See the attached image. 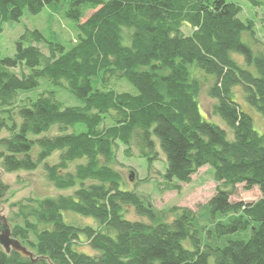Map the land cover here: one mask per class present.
Wrapping results in <instances>:
<instances>
[{
    "label": "trees",
    "instance_id": "trees-1",
    "mask_svg": "<svg viewBox=\"0 0 264 264\" xmlns=\"http://www.w3.org/2000/svg\"><path fill=\"white\" fill-rule=\"evenodd\" d=\"M53 1L0 0V33L5 22ZM66 1L65 14L78 27L71 47L25 29L13 56L0 58V167L32 171L56 153V163L44 164L47 178L71 193L12 203L16 209L4 219L35 259L0 246V264H264V131L254 129L233 98L242 85L246 101L264 115V51L253 53L241 39L253 36L252 20L239 18L234 0ZM42 43L47 54L37 46ZM191 63L212 76L211 115L231 137L201 114V83L189 75ZM19 66L28 71L16 74ZM41 79L81 105H64L53 89L37 90ZM120 146L124 156L148 163L162 152L168 185L187 183L208 165L219 186L202 212L213 225H199L187 207L169 208L172 217L164 220L125 189L114 167ZM237 184L257 187L260 197L230 201ZM8 191L0 177V202ZM124 205L149 222L124 218ZM64 211L92 217L97 227L65 222ZM239 231L249 236L226 238ZM81 236L94 254L77 250Z\"/></svg>",
    "mask_w": 264,
    "mask_h": 264
},
{
    "label": "rangeland",
    "instance_id": "rangeland-1",
    "mask_svg": "<svg viewBox=\"0 0 264 264\" xmlns=\"http://www.w3.org/2000/svg\"><path fill=\"white\" fill-rule=\"evenodd\" d=\"M241 6L239 18L242 20L250 19L253 22V36L248 32L243 34L242 41L245 42L253 53L264 51V5H252L248 0H234ZM264 1V0H263ZM53 6H45L36 14L29 13L27 10L23 12L18 21H7L3 24V30L0 33V58L13 56L15 50V41L25 31V29L39 30L47 41L58 42L68 49L71 47L77 37L78 27L76 23L68 18L65 14L67 9L66 0H54ZM93 10L86 12L81 19L84 21ZM185 34L191 32L190 27L184 26ZM45 54L48 53L46 44L37 45ZM233 57L242 65L250 68L255 72L253 64H247L242 55L233 54ZM16 74L27 72L23 66L12 69ZM189 75L198 78L201 83V91L198 96L199 107L203 117L216 121L222 128L227 131L228 137H231V129L218 117L211 115V107L214 99L208 95V87L212 84V76L205 73L195 64H188ZM129 85V84H128ZM121 89H128V86L122 82ZM131 89L132 86L129 85ZM53 89L57 92V98L63 101L64 105H81V101L71 95L65 88L54 86L44 79L40 80L39 89ZM233 98L240 104L243 111L247 112L253 119L254 129L262 133L264 131V115L255 107L250 105L245 97L242 85L233 88ZM53 132L56 129L52 130ZM122 146L117 152L114 167L122 174L123 187L135 191L139 197L150 204L157 216H162L164 220H170L172 214L167 212L172 207H187L201 218L199 225L209 228L213 225V220L206 219L202 210L203 206L215 193L219 183L214 179L213 170L208 165L199 167L192 175L189 182L173 181L168 185L164 182L162 174L165 170V157L159 151L158 159L152 163H148L145 158L136 155L128 157L122 153ZM160 150V148H158ZM58 160L57 154H53L46 160L39 163L37 168L32 171H14L5 172L0 167L1 179L9 185V191L0 202V224L3 223L4 217L12 216L16 209L11 204L18 201L25 202L29 198H43L47 196H56L59 194H69L71 189H58L48 180L45 163L54 164ZM72 167V165H71ZM242 184H237L230 195V201L253 202L260 197L257 187L250 190L243 189ZM126 209L123 217L131 220H141L149 222L144 216L136 214L134 207L124 205ZM65 222L76 223L80 225L90 224L97 227V221L92 217H84L79 214L64 211L62 213ZM201 234L206 236L204 231ZM249 233L239 231L226 236V238H247ZM81 242L76 246L78 251L88 254H94L95 251L88 245L83 236L80 237ZM184 245H188L187 241H183Z\"/></svg>",
    "mask_w": 264,
    "mask_h": 264
},
{
    "label": "water",
    "instance_id": "water-1",
    "mask_svg": "<svg viewBox=\"0 0 264 264\" xmlns=\"http://www.w3.org/2000/svg\"><path fill=\"white\" fill-rule=\"evenodd\" d=\"M3 220V223L0 224V246L5 252L13 250L22 257H29L31 260H34L33 253L24 247L19 240L11 236L9 225L4 218Z\"/></svg>",
    "mask_w": 264,
    "mask_h": 264
}]
</instances>
